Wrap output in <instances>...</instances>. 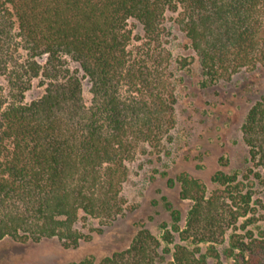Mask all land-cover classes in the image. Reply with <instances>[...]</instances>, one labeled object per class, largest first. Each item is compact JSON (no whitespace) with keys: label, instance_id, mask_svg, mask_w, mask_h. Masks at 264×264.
Returning a JSON list of instances; mask_svg holds the SVG:
<instances>
[{"label":"trees","instance_id":"1","mask_svg":"<svg viewBox=\"0 0 264 264\" xmlns=\"http://www.w3.org/2000/svg\"><path fill=\"white\" fill-rule=\"evenodd\" d=\"M169 15L195 54L175 62L186 69L197 60L204 85L264 66V0H0V239L57 238L75 248L80 218L112 222L124 214L128 163L142 145L159 153L176 124L164 43ZM35 81L44 91L26 101ZM241 133L251 179L217 171L212 180L227 189L212 194L187 172L174 180L180 198L193 204L185 229L181 212H171L163 240L172 243L178 233L196 247L161 252V242L141 229L99 262L88 255L67 264H164L169 252V264H226L214 246L204 253L199 245L223 240L247 216L253 195L246 184L264 188V93ZM226 251L227 264H264V237L232 233Z\"/></svg>","mask_w":264,"mask_h":264},{"label":"rangeland","instance_id":"2","mask_svg":"<svg viewBox=\"0 0 264 264\" xmlns=\"http://www.w3.org/2000/svg\"><path fill=\"white\" fill-rule=\"evenodd\" d=\"M170 17L164 43L172 56L176 124L159 153L142 145L128 163V176L122 190L126 206L124 214L112 222L80 218L76 227L83 238L75 248H64L57 238L37 242H17L9 237L0 239V264H67L88 255L99 262L114 251L126 248L141 229L150 231L161 242V252L167 247L173 249L175 244L196 247L193 238L183 241L178 233H173L172 243L163 240L164 231L171 229V212H181L180 227L185 229L187 213L193 204L191 200L180 198V184L174 181L179 173L187 172L203 181L208 194L227 189L226 185L212 180L217 171L251 179L248 147L242 138L241 126L251 105L264 93V66L252 71L243 69L228 81L204 85L197 60L186 69L178 68L177 57L195 54L185 33ZM129 26L135 36H142L140 25L130 22ZM82 82L84 100L89 102V84L86 78ZM0 85L6 88L1 76ZM43 91L44 87L35 81L26 93V101L40 97ZM246 185L249 187L243 189H251L253 195L247 216L227 228L223 240L199 245L204 253L214 246L219 260L226 264L231 262L226 250L232 233L244 236L252 232L256 237H264V188L259 184ZM210 259L212 263L217 261ZM170 261V252L163 253V263Z\"/></svg>","mask_w":264,"mask_h":264}]
</instances>
